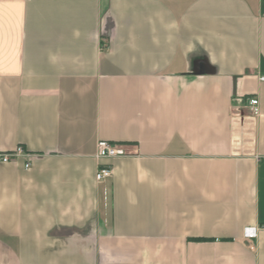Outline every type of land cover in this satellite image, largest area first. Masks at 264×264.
I'll list each match as a JSON object with an SVG mask.
<instances>
[{
	"label": "crops",
	"instance_id": "0c3cea01",
	"mask_svg": "<svg viewBox=\"0 0 264 264\" xmlns=\"http://www.w3.org/2000/svg\"><path fill=\"white\" fill-rule=\"evenodd\" d=\"M18 145L0 264H264V0H0Z\"/></svg>",
	"mask_w": 264,
	"mask_h": 264
},
{
	"label": "built area",
	"instance_id": "2783aa9c",
	"mask_svg": "<svg viewBox=\"0 0 264 264\" xmlns=\"http://www.w3.org/2000/svg\"><path fill=\"white\" fill-rule=\"evenodd\" d=\"M263 78V77H261ZM247 103L249 106L250 114L251 115H258L259 113V100L256 96L248 97ZM131 152L127 150L125 145L110 142L107 140L99 139L96 144V157L97 158H115L121 157L130 154ZM28 153L21 147L16 146L13 149L0 153V160L3 162L10 161L17 157H24L27 156ZM25 168L29 166V163H25ZM112 174V167L110 165H98L96 172H95V179L97 182H103L105 179L110 177ZM260 227L256 225H249L243 228V237L246 239H253L257 235V231ZM261 228H264V225H261Z\"/></svg>",
	"mask_w": 264,
	"mask_h": 264
}]
</instances>
